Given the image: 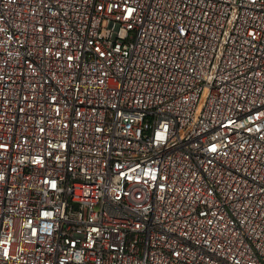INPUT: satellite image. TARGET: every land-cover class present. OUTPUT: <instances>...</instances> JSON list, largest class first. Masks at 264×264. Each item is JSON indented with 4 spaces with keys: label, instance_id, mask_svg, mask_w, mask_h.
I'll return each instance as SVG.
<instances>
[{
    "label": "built area",
    "instance_id": "1",
    "mask_svg": "<svg viewBox=\"0 0 264 264\" xmlns=\"http://www.w3.org/2000/svg\"><path fill=\"white\" fill-rule=\"evenodd\" d=\"M0 264H264V0H0Z\"/></svg>",
    "mask_w": 264,
    "mask_h": 264
}]
</instances>
